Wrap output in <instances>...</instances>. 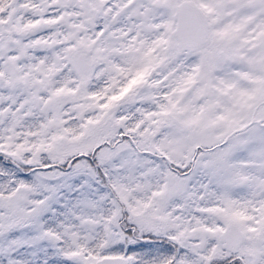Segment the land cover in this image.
I'll return each mask as SVG.
<instances>
[{"label":"snow or ice","instance_id":"snow-or-ice-1","mask_svg":"<svg viewBox=\"0 0 264 264\" xmlns=\"http://www.w3.org/2000/svg\"><path fill=\"white\" fill-rule=\"evenodd\" d=\"M0 264H264V0H0Z\"/></svg>","mask_w":264,"mask_h":264}]
</instances>
